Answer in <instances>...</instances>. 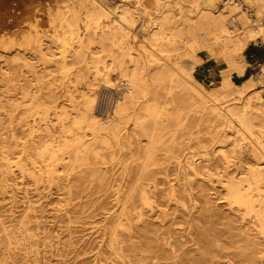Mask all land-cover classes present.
Returning a JSON list of instances; mask_svg holds the SVG:
<instances>
[{"label": "bare ground", "instance_id": "6f19581e", "mask_svg": "<svg viewBox=\"0 0 264 264\" xmlns=\"http://www.w3.org/2000/svg\"><path fill=\"white\" fill-rule=\"evenodd\" d=\"M81 2L90 9L82 31L75 14L56 19L63 29L60 36H53L56 55L49 54L48 44L36 36H29L24 45L33 46L42 63L52 62L60 70L80 64L98 74L108 58L121 71L123 89L117 93L111 117L98 120L91 111L94 94H80L85 98L84 109L76 105L67 110L53 101L48 110V147L38 151L51 183L61 177L59 166L65 155L74 153L75 162L81 165L89 155L101 158V151L113 147L121 153L127 145L129 162L121 163V184L114 192L116 209L111 216L116 220L108 238L102 240L107 253L101 247L91 264H175L178 241L173 227L179 212L188 218L190 236L194 226L200 229L205 215L210 216V226L218 220L214 217L227 218L241 246L238 257L244 264L263 263L264 90L260 87L264 68L241 84L232 78L240 77L247 66L245 48L264 41V0H154L153 28L143 32L139 44L144 56L130 44L135 37L130 31L135 12L126 4L110 10L102 0ZM168 13L175 20L170 25ZM11 14L2 12L0 31L4 23L13 22ZM5 40L0 45L4 49L16 45ZM182 49L185 55L178 53ZM198 51L218 63L214 74L206 78L209 89L193 73L203 60ZM94 52L100 54L97 59L91 57ZM138 62H153L157 67L149 72V68L138 67ZM103 88L111 89L109 83ZM195 116L209 124L210 149L180 155L183 146L189 145L184 136ZM178 143L182 146L176 154ZM161 154L167 162L161 161ZM26 157L30 166L21 158L14 161L19 171L36 180L44 178ZM2 160L9 161L5 156ZM74 166L63 171L62 177L68 178ZM89 174L103 190L105 176L95 170ZM197 198L203 202L199 204ZM154 217L158 223L152 230L153 222L147 219ZM235 222L239 225L234 226ZM21 226L16 233H5L6 245L19 248L29 260L34 235L26 222ZM207 234L203 230L200 236ZM214 241L210 237L203 256L214 257ZM0 261L5 264L7 259Z\"/></svg>", "mask_w": 264, "mask_h": 264}, {"label": "rangeland", "instance_id": "374dc122", "mask_svg": "<svg viewBox=\"0 0 264 264\" xmlns=\"http://www.w3.org/2000/svg\"><path fill=\"white\" fill-rule=\"evenodd\" d=\"M102 3L110 10L116 5L126 4L135 12V23L130 27L135 37L129 41L144 56L139 44L143 32L153 28L151 21L157 13L154 0H102ZM89 10L81 0H0V16L2 12H12L14 19L16 17V23L14 19L10 24L4 23L3 31H0V45L6 38L16 43L7 49L0 46V260L7 259L5 264H91L101 247L104 252L108 249L102 240L108 238L109 230L116 220L111 216L115 215L116 209L114 192L121 184V163L129 162L127 145L124 143L121 153L113 147L111 151H101V158L89 155L88 162L81 165L75 162L74 153L65 155L60 162L61 171L74 164L77 166H74L68 178L62 177V171L61 177L51 183H48L45 176L46 167L38 158V151L48 147V110H51L53 101L67 110L76 105L84 109L85 98L82 99L80 94H94L95 99L89 103L91 111L98 120L104 121L108 116L111 117L117 93L123 89L120 86L123 83L120 79L121 71L108 58L104 62L106 68L98 74L80 64L60 70L52 62L47 65L42 63L34 47L24 45L29 36H36L48 44L49 54L56 55V38L53 36L63 33L56 19H70L75 14L80 19L79 27L82 31L83 21L89 18ZM173 18L168 13L166 22L172 24L175 21ZM45 32L48 33L43 35ZM178 53L185 55L186 52L182 49ZM197 54L203 60L193 73L196 80L209 89L205 84L206 78L211 73L214 74L218 63L215 62L216 68L210 61L204 65V61L211 58L205 51H198ZM99 55L95 53L91 57ZM118 57L121 59V56ZM137 66L149 68V72L157 67L153 62H138ZM232 80L239 82L235 76ZM104 83H109L111 89L103 88ZM257 88H261V92L264 90V86ZM253 95L250 94V97ZM188 131L184 142L188 141L189 145L183 146L184 150L180 155L202 151L204 147L210 149V127L203 118L195 116ZM176 146L175 151L178 154L182 144L178 143ZM26 155L35 162L34 169L40 170L39 173L44 178L36 180L28 173H21L15 166L14 161L17 158L30 166ZM161 155V161L167 162V157ZM3 156L9 161H3ZM173 169L170 170L171 174ZM91 170L105 176L106 186L103 190L98 189L96 182L91 180ZM197 200L199 204L203 202L202 199ZM207 207L205 205L204 209ZM177 215V225L173 227L176 231L174 238L178 241V258L175 259V264H244L238 257L241 250L238 237L234 234L235 230L228 228L227 218L214 217L218 220L210 226V216L205 215L200 229L194 226L190 236L186 230L188 218L180 212ZM147 220L153 222V226H150L152 230L157 228V218ZM24 222L29 226V233L34 235L29 260L19 248L6 245L5 233H16ZM233 225L239 224L235 222ZM2 226L6 227V232ZM206 227L209 228L205 229ZM203 230L208 233L206 238L200 236ZM210 237L215 240L213 258L203 256ZM191 238L194 240L191 241ZM161 263L171 264L169 261Z\"/></svg>", "mask_w": 264, "mask_h": 264}, {"label": "crops", "instance_id": "0c3cea01", "mask_svg": "<svg viewBox=\"0 0 264 264\" xmlns=\"http://www.w3.org/2000/svg\"><path fill=\"white\" fill-rule=\"evenodd\" d=\"M245 62L247 63L242 75L237 77L238 84L246 81L249 77L258 74L262 68H264V42L251 43L243 51ZM210 61L212 66L216 68V63L213 59L205 60L204 65ZM214 62V63H212ZM203 66V65H201ZM264 86V85H263ZM256 89H258L256 87Z\"/></svg>", "mask_w": 264, "mask_h": 264}, {"label": "built area", "instance_id": "2783aa9c", "mask_svg": "<svg viewBox=\"0 0 264 264\" xmlns=\"http://www.w3.org/2000/svg\"><path fill=\"white\" fill-rule=\"evenodd\" d=\"M260 42V41H259ZM258 43V42H257Z\"/></svg>", "mask_w": 264, "mask_h": 264}]
</instances>
